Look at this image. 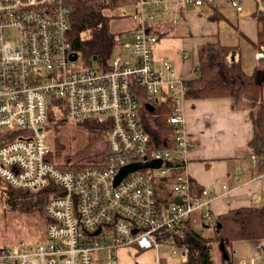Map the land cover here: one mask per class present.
Returning <instances> with one entry per match:
<instances>
[{
	"label": "built area",
	"instance_id": "1",
	"mask_svg": "<svg viewBox=\"0 0 264 264\" xmlns=\"http://www.w3.org/2000/svg\"><path fill=\"white\" fill-rule=\"evenodd\" d=\"M217 1L136 0L117 7L116 18L134 26L117 32V53L114 49L107 65L94 66L72 48L67 0H0V180L14 189L51 190L45 238L0 246V264H100L103 252H109L104 264H111L124 247L156 251L158 259L165 246L170 258L186 259L188 248L177 240L190 215L208 205L212 194L192 193L184 79L168 59L155 65L153 47L156 25L173 5ZM228 1L243 11L241 0ZM172 20L178 22L176 16ZM254 56L262 66L264 49H255ZM166 99L174 110L159 117L174 126L175 149L152 147L142 123ZM54 115L70 122L109 121L105 162L73 171L48 161L47 127ZM151 160H160V166L137 168L114 182L121 167ZM163 179L173 198L164 206L155 196ZM201 216L215 221L208 211ZM235 264H264V252L239 257Z\"/></svg>",
	"mask_w": 264,
	"mask_h": 264
},
{
	"label": "trees",
	"instance_id": "2",
	"mask_svg": "<svg viewBox=\"0 0 264 264\" xmlns=\"http://www.w3.org/2000/svg\"><path fill=\"white\" fill-rule=\"evenodd\" d=\"M67 1L70 8L68 36L72 48L88 63L92 56H96L100 65H107L117 43V32L111 31L110 21L116 18L114 13L117 7L133 4L136 0ZM256 20L257 45L264 49V10L257 13ZM162 34L161 31H156L158 37ZM237 51L238 47L218 42L200 45L196 73L193 77L184 79V96L185 99L227 97L233 100L234 107H239L242 103L246 105L251 110L248 120L253 127L249 147L252 152L262 154L264 158V113L260 110L262 102L259 92L264 85V60L262 66H256L251 74H247L236 56ZM232 54L234 58L231 57ZM172 110L171 99L159 100L152 116L143 118L142 123L149 133L152 147L176 148L174 126L159 117V114ZM79 124L85 132V143L81 148L65 151L58 137L49 139L47 160L63 170L77 171L87 165L100 166L107 159L110 122L92 119ZM4 190L12 207L36 215L47 226L49 219L45 204L51 194L50 188L26 191L8 186ZM155 196L157 203L163 206L173 201L167 180L163 179L157 184ZM203 220V223L212 227L213 234L210 237L204 236L188 219L183 236L177 240L180 245L188 248L187 257L177 264H213V241L220 243L226 252L233 251V244L237 241H253L260 249L264 246V203L259 206L230 208L210 223L204 218ZM44 238L45 235L41 240ZM222 260L225 264H234L231 258L223 257Z\"/></svg>",
	"mask_w": 264,
	"mask_h": 264
},
{
	"label": "crops",
	"instance_id": "3",
	"mask_svg": "<svg viewBox=\"0 0 264 264\" xmlns=\"http://www.w3.org/2000/svg\"><path fill=\"white\" fill-rule=\"evenodd\" d=\"M241 3L242 12H238L228 0H218L202 7L173 5L171 13L156 25V31L163 34L157 36L153 47L155 65L158 67L168 59L174 69L175 60L171 59L173 57L169 53H177L181 63L179 72L174 70L175 73L183 79L191 78L196 73L198 47L218 42L239 47L236 56L241 61L242 69L251 74L260 64L254 56L255 49L259 48L256 16L264 10V4L255 0H241ZM173 16L177 17V23L173 22ZM133 26L134 22L129 20L126 28ZM180 51L188 56H181ZM259 92L262 102L260 110L264 113V85ZM242 104L234 107L233 100L227 97L185 99V128L193 141L186 164L191 190L200 195L202 189H207L212 194L208 205L190 215L189 222L195 228L205 221L201 216L205 211L215 219L230 208L264 203V158L249 147L253 135L252 123L248 120L251 110ZM254 154L262 159H252L251 155ZM206 227L207 223L201 228ZM251 250L240 257L254 254L255 250ZM120 251L129 252L130 255L137 253V256L149 254L150 264H160V255L157 259V253L153 250L141 253L124 247L117 250Z\"/></svg>",
	"mask_w": 264,
	"mask_h": 264
},
{
	"label": "rangeland",
	"instance_id": "4",
	"mask_svg": "<svg viewBox=\"0 0 264 264\" xmlns=\"http://www.w3.org/2000/svg\"><path fill=\"white\" fill-rule=\"evenodd\" d=\"M128 21L129 20L126 18L112 19L110 21L111 31H121V29L127 27ZM116 48L117 47H115L114 54L117 53ZM169 54L173 57L171 59L175 60L173 70L179 72V62L181 63V60L178 58V54L176 53V55L174 52H170ZM163 57L164 56H161V58ZM91 64L94 66L99 65L97 59L91 60ZM52 119L53 120L50 121L47 127L48 141L51 137H58L59 142L63 144L65 151H73L84 145L85 132L79 122H70L63 119V116L55 115L52 116ZM6 187H8L6 183L3 180H0V246H13L19 243H38L45 235V223L34 214H29L19 210L18 208L12 207L11 202L7 200L6 194L4 193V189ZM203 225L205 224L201 223L198 230L201 231L204 236L210 237L214 230L211 226L201 228ZM221 247V244L217 241H213L211 243L213 264H225L222 260L223 257L231 258L232 261L236 262L238 257L245 253L252 252V248L255 252L259 251V247L255 246L253 241H247L244 243L243 241H237L233 244V251L230 250L226 252L224 248ZM159 253L160 264H176L181 261L180 254L170 258L168 256L169 249L165 246L160 247ZM101 254L103 259L100 261V264H104V260L108 257L109 252H103ZM136 254L137 253H133L130 255V253L126 251L117 252L116 258L115 260L113 259L111 264H136L135 262L138 264H150L151 258L149 254H145L144 256H137L138 254ZM95 264L98 263L95 262Z\"/></svg>",
	"mask_w": 264,
	"mask_h": 264
},
{
	"label": "water",
	"instance_id": "5",
	"mask_svg": "<svg viewBox=\"0 0 264 264\" xmlns=\"http://www.w3.org/2000/svg\"><path fill=\"white\" fill-rule=\"evenodd\" d=\"M76 57H77V54L75 53L72 56V59L73 58L75 59ZM231 57L234 58V55L232 54ZM92 60H96V56H92ZM146 108H148L149 110H153V105L146 104ZM160 164H161L160 160H151V161H146V162L130 163L128 165L121 167L120 171L115 176L114 182L117 183L121 179L122 176H124L126 173H128L132 170H135L137 168L145 167V166L158 167V166H160ZM261 249L264 251V246H261Z\"/></svg>",
	"mask_w": 264,
	"mask_h": 264
}]
</instances>
